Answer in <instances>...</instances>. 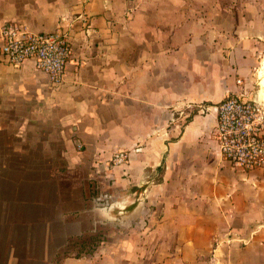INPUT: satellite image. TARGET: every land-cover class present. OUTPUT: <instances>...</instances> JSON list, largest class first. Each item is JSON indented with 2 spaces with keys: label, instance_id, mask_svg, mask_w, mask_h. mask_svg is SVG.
Returning a JSON list of instances; mask_svg holds the SVG:
<instances>
[{
  "label": "crops",
  "instance_id": "0c3cea01",
  "mask_svg": "<svg viewBox=\"0 0 264 264\" xmlns=\"http://www.w3.org/2000/svg\"><path fill=\"white\" fill-rule=\"evenodd\" d=\"M209 2L0 0L70 44L57 90L0 60V264H264V169L220 158L210 110L264 100V6Z\"/></svg>",
  "mask_w": 264,
  "mask_h": 264
},
{
  "label": "built area",
  "instance_id": "2783aa9c",
  "mask_svg": "<svg viewBox=\"0 0 264 264\" xmlns=\"http://www.w3.org/2000/svg\"><path fill=\"white\" fill-rule=\"evenodd\" d=\"M0 60L19 67L30 60L47 78L48 88L62 86L70 54L69 38L59 28L50 33H34L25 26L8 23L0 29ZM208 110L199 107L198 111ZM216 116L213 139L220 158L241 172L264 169V100H247L230 95L210 108ZM124 152L115 153L112 166L126 162ZM243 244L244 241L240 240Z\"/></svg>",
  "mask_w": 264,
  "mask_h": 264
},
{
  "label": "rangeland",
  "instance_id": "374dc122",
  "mask_svg": "<svg viewBox=\"0 0 264 264\" xmlns=\"http://www.w3.org/2000/svg\"><path fill=\"white\" fill-rule=\"evenodd\" d=\"M201 1H204V2H201ZM209 1H214V0H186V4L185 5H186V7H188V6H191V4L193 3V5L197 6V5L203 4V3L208 4V3H210ZM240 1H242V0H215V3L221 4V5H226L228 7H233V6H236V4H239ZM256 1H259V0H256ZM260 1H261L260 5L264 6V0H260ZM263 56H264V53H263ZM262 62L259 65H257L256 72H259L261 70ZM258 76H259V79H257V83H261L260 74H258ZM254 80H255V78H254ZM126 161H127V158H126ZM81 176H83V175L82 174H77L75 177L72 175L71 178L72 179H77V178H80ZM89 194H90V196H92L91 195V190L89 191ZM105 209H107V212L110 211V214H112L114 216V219L116 218V210H115L114 206H110L109 207V205H108L107 207H105ZM108 209H110V210H108ZM110 230H111V228H109V227H107L106 230L98 229L97 231L101 232L100 234H97L98 232H96V234H91L90 237H88V238H85L83 236L82 239H80V238L76 239L77 241L76 240L73 241L72 245H70V247L68 248L69 250H72L69 253L75 254L76 251L79 250V246H80L81 243H83V244L87 243V246H88V249H89V254H92V252H93V250H95L96 246L100 245V244H98V242L101 240L100 239L101 237H103V239H102L103 241H106V238H104V234L102 232H107V231H110ZM98 237H100V238H98ZM85 248L83 249V251L85 250ZM211 257H212V255H211ZM208 261H209V259L207 257V262Z\"/></svg>",
  "mask_w": 264,
  "mask_h": 264
},
{
  "label": "bare ground",
  "instance_id": "6f19581e",
  "mask_svg": "<svg viewBox=\"0 0 264 264\" xmlns=\"http://www.w3.org/2000/svg\"><path fill=\"white\" fill-rule=\"evenodd\" d=\"M259 74H260V79H261V93L264 91V60L262 62V68L261 70L259 71Z\"/></svg>",
  "mask_w": 264,
  "mask_h": 264
},
{
  "label": "trees",
  "instance_id": "16d2710c",
  "mask_svg": "<svg viewBox=\"0 0 264 264\" xmlns=\"http://www.w3.org/2000/svg\"><path fill=\"white\" fill-rule=\"evenodd\" d=\"M85 247H87V243H85V244L81 243L80 246H79V250L74 254V256H75V257L80 256L81 251H83V249H84ZM67 254H68V253H64L63 255H64V256H68Z\"/></svg>",
  "mask_w": 264,
  "mask_h": 264
}]
</instances>
